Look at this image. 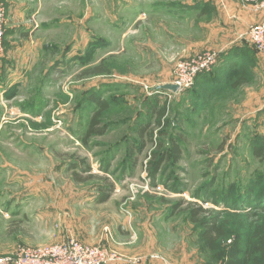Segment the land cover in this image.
Returning <instances> with one entry per match:
<instances>
[{
	"label": "rangeland",
	"instance_id": "rangeland-1",
	"mask_svg": "<svg viewBox=\"0 0 264 264\" xmlns=\"http://www.w3.org/2000/svg\"><path fill=\"white\" fill-rule=\"evenodd\" d=\"M225 1L0 0V258L74 238L116 264L239 263L264 227V59L227 48ZM215 218L239 233L213 249Z\"/></svg>",
	"mask_w": 264,
	"mask_h": 264
},
{
	"label": "built area",
	"instance_id": "built-area-1",
	"mask_svg": "<svg viewBox=\"0 0 264 264\" xmlns=\"http://www.w3.org/2000/svg\"><path fill=\"white\" fill-rule=\"evenodd\" d=\"M254 8L260 12L261 20L249 25L243 33H240L234 42L229 45L240 46L246 42L253 47L260 57L264 56V0H252ZM218 61V55H209L204 63L197 64L192 70L193 75L208 71ZM181 81H188L184 77ZM181 82L178 83L181 87ZM119 258L102 247L83 245L76 239L71 238L64 244L40 248L35 251L22 248L16 258H0V264H116Z\"/></svg>",
	"mask_w": 264,
	"mask_h": 264
},
{
	"label": "trees",
	"instance_id": "trees-1",
	"mask_svg": "<svg viewBox=\"0 0 264 264\" xmlns=\"http://www.w3.org/2000/svg\"><path fill=\"white\" fill-rule=\"evenodd\" d=\"M244 44L240 46L231 47L232 49L231 51H234L236 49L244 50V48H250V49L255 50L253 47H250L248 44L247 45H244ZM232 53L233 52H230V53L228 52L226 55H224L225 62L221 64L220 67L216 69V71H219L220 73H222L221 70L223 71L228 70L225 68V64L227 67H229V64L227 63V61L230 60V58L236 56L235 54L232 55ZM241 60H242L241 61V64H242L243 59ZM241 64L239 65L240 74L244 75V77H242L244 79H240V81H238L234 85V87H237L238 85L248 81L246 78L249 75V71H250L249 67L246 64L244 66ZM96 101H98L99 103L98 99H96ZM101 107L105 109L107 105L101 104ZM100 115L101 113H97L95 117L93 118L90 128L87 133V137L96 136V135L101 136L105 134V128H100V129L98 128ZM160 117L162 118V116ZM174 153H175V157L178 159L180 157L179 156L180 155L179 146H174ZM256 154L260 156L261 155L260 150H257ZM109 196L110 195L108 194L105 195L104 197L100 199V202L107 201L109 199ZM196 212L198 213V215L210 213V211H206V210L204 211L201 207L198 208ZM228 226L229 224L226 221H223V220L221 221L218 218L213 219L206 226V230L203 233V239L209 244L211 248L216 249V247L219 244V241L223 239L226 241L227 239L231 237V234L233 232L239 233L238 230L235 228L228 229ZM239 243L243 244L244 251H241V254H240L241 258L238 264H264V227L252 228L251 230H248L246 233H243L242 235H240Z\"/></svg>",
	"mask_w": 264,
	"mask_h": 264
},
{
	"label": "crops",
	"instance_id": "crops-1",
	"mask_svg": "<svg viewBox=\"0 0 264 264\" xmlns=\"http://www.w3.org/2000/svg\"><path fill=\"white\" fill-rule=\"evenodd\" d=\"M16 4L17 3H11L10 5L11 7H15L17 6ZM223 9L225 12V25L230 31V35L226 40V44H228L227 48H229V45L234 42V40L240 33H243L245 31L246 27L259 22L253 21L254 17L257 18L256 16H258V13L253 5L244 6L241 3H233L227 0L225 1ZM29 11L33 12L34 15L35 12L33 10L29 8ZM262 59H264V56L262 57Z\"/></svg>",
	"mask_w": 264,
	"mask_h": 264
},
{
	"label": "water",
	"instance_id": "water-1",
	"mask_svg": "<svg viewBox=\"0 0 264 264\" xmlns=\"http://www.w3.org/2000/svg\"><path fill=\"white\" fill-rule=\"evenodd\" d=\"M179 88H180L179 85L176 84H166L157 87L158 90L168 91L172 93H176L179 90Z\"/></svg>",
	"mask_w": 264,
	"mask_h": 264
}]
</instances>
